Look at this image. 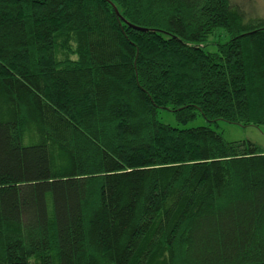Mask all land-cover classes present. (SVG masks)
<instances>
[{"label": "trees", "instance_id": "1", "mask_svg": "<svg viewBox=\"0 0 264 264\" xmlns=\"http://www.w3.org/2000/svg\"><path fill=\"white\" fill-rule=\"evenodd\" d=\"M219 120L264 125L242 3L0 0V264H264V152Z\"/></svg>", "mask_w": 264, "mask_h": 264}, {"label": "rangeland", "instance_id": "2", "mask_svg": "<svg viewBox=\"0 0 264 264\" xmlns=\"http://www.w3.org/2000/svg\"><path fill=\"white\" fill-rule=\"evenodd\" d=\"M244 5V9L251 17L264 16V0H235ZM227 35L223 29H215L209 34L206 43L207 49L214 51L217 42L226 40ZM73 47V46H72ZM158 118L162 123L170 124L178 128H191L207 125V121L200 115L186 123H178L172 112L167 110H159ZM211 128L220 132L226 141H243L250 140L256 144L264 152V125L260 126H242L238 124L227 123L225 121H217L216 124L210 123Z\"/></svg>", "mask_w": 264, "mask_h": 264}]
</instances>
